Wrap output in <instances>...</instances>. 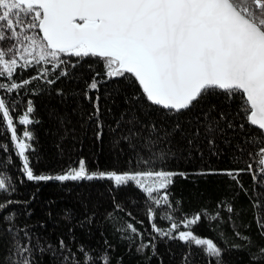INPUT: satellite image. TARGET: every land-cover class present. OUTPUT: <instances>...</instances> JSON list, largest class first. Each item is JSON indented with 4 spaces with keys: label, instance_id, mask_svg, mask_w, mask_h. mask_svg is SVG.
<instances>
[{
    "label": "snow or ice",
    "instance_id": "snow-or-ice-1",
    "mask_svg": "<svg viewBox=\"0 0 264 264\" xmlns=\"http://www.w3.org/2000/svg\"><path fill=\"white\" fill-rule=\"evenodd\" d=\"M85 58L102 62L101 70L85 81L82 93L92 103L94 111L87 119L94 122L98 140L104 135L100 97L93 100L89 95L99 90L97 77L120 79L135 89L128 111L108 126L114 144L127 153L125 163L133 167L91 172L80 159L62 174H36L28 154L34 151L35 137L28 127L34 123L30 118L34 106L28 100L16 115L20 90L33 81L54 85L61 78H72V69ZM36 65L41 66L36 75L18 82L19 70ZM221 93L226 100L238 98L235 114L217 112V106L210 104L187 126L181 124L180 117ZM156 111L176 119L169 124L152 119ZM237 118L240 122L234 123ZM0 127L6 128L27 181L107 180L117 188L131 182L146 195L154 232L199 248L210 258L208 264H222L223 250L213 240L191 230L173 236L177 223L165 231L153 222L156 208H172L167 189L173 177L186 176L161 165L174 162L178 154L184 159L185 152L203 158L204 143L209 154L217 156V138L226 135V129L238 130L244 134L246 146L238 147L247 157L246 167L200 174L227 176L243 189L239 177L246 173L254 185L264 186V0H0ZM0 151L8 152L9 145L0 143ZM15 191L12 177L0 170V264H41L46 253H50L47 264H111L107 248L96 251L81 244L73 250L63 238L50 243L26 225H17L13 206L22 202L12 198ZM252 204L260 210L256 223L264 236V200ZM226 208L233 211L230 205ZM166 218L172 220L171 215ZM200 220L197 214L183 227ZM87 221L91 223L92 217ZM128 229L142 235L130 223L121 230ZM236 236L251 244L250 237L239 232ZM127 238L132 240L131 235ZM149 247L150 242H142L136 251L143 253ZM250 259L253 264L264 261V246L250 250ZM182 260L186 264L188 256Z\"/></svg>",
    "mask_w": 264,
    "mask_h": 264
},
{
    "label": "trees",
    "instance_id": "trees-1",
    "mask_svg": "<svg viewBox=\"0 0 264 264\" xmlns=\"http://www.w3.org/2000/svg\"><path fill=\"white\" fill-rule=\"evenodd\" d=\"M71 59L76 60L74 57ZM101 64L95 58H85L72 69V78H61L54 85L33 81L20 90L16 115L24 111L28 100L34 106V112L30 114L34 123L28 126L35 137L31 141L34 151L28 154L36 174H62L70 165L75 167L80 159L85 161L91 172H119L133 167L125 163L127 153L121 152L119 146L114 144L108 126H114L121 114L128 111L129 97L135 89L120 79H106L103 75L97 77L101 81L99 90L89 95L93 100L96 96L100 97L101 120L104 125L101 139L98 140L94 134V122L87 119L88 113L94 109L82 94L85 81H90L101 70ZM40 67L36 65L34 68L19 70L18 82L19 79L36 75ZM56 89L62 90L63 95H57ZM237 103L238 98L226 100L222 93L212 95L189 112L187 117H180V122L187 126L188 120L194 121L197 113L210 104L217 106V112L223 110L235 114ZM151 116L165 124L176 119L171 114L161 115L159 111L153 112ZM233 122L240 121L237 118ZM225 131L226 135L216 140L217 156L210 155L204 143L201 145L203 158L198 154L188 157L185 152L184 159H180L178 154L174 162L161 165L165 170L183 172L186 176L173 177V183L167 189L172 208H156L153 222L165 231L170 230L173 222L177 223L178 229L173 232V236L178 231L191 230L200 238L213 240L223 250L222 264H253L250 250L254 252L256 246H264V236L260 235L256 223L260 210L254 209L252 202L264 200V196L260 195L264 193V186L254 185L251 176L246 173L239 177L243 189L227 176L200 174L210 169L246 167L247 157L238 147L246 146L244 134L238 130ZM8 135L6 128L0 127V143L9 145L8 152L0 151V170L13 179L16 191L12 198L22 202L13 206L17 214V225H26L43 241L50 243L55 244L63 238L73 250L81 244L96 251L107 248L112 258L111 264H185L182 260L184 256H188L186 264H208L210 258L199 248L190 247L169 236H160L152 230L147 215L149 202L146 195L131 182L117 188L107 180L63 183L27 181L21 171L22 161L11 150ZM226 205H230L233 211L228 212ZM197 214L201 215V220L185 229V220ZM167 215H171L172 220L167 219ZM88 217H92L91 223H88ZM129 223L142 235L136 236L130 229L121 230L127 229ZM237 232L250 237L251 244L237 237ZM129 235L131 241L127 238ZM142 242H150V247L138 253L136 248ZM151 245H154V249ZM44 255L45 260L41 264H47L50 253ZM260 264H264V261Z\"/></svg>",
    "mask_w": 264,
    "mask_h": 264
},
{
    "label": "water",
    "instance_id": "water-1",
    "mask_svg": "<svg viewBox=\"0 0 264 264\" xmlns=\"http://www.w3.org/2000/svg\"><path fill=\"white\" fill-rule=\"evenodd\" d=\"M42 35V34H41Z\"/></svg>",
    "mask_w": 264,
    "mask_h": 264
}]
</instances>
